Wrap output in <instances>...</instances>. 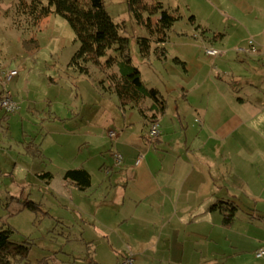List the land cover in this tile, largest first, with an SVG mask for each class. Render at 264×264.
<instances>
[{
	"label": "rangeland",
	"instance_id": "obj_1",
	"mask_svg": "<svg viewBox=\"0 0 264 264\" xmlns=\"http://www.w3.org/2000/svg\"><path fill=\"white\" fill-rule=\"evenodd\" d=\"M159 1L177 19L167 41L158 44L165 48V59L153 56V42L146 63L139 56L137 38L147 32L136 23L127 1L104 0V5L113 21L120 24V34L128 38V54L141 70L146 87L156 88L166 100L162 122L174 129L172 138H187L192 166H217L219 162L208 156L203 146L212 131L202 127V116L190 107H198L202 101L203 106L209 97L211 108L206 111L216 110L220 121L234 111L212 105L220 102L222 68L217 56L213 62L205 53L191 19L190 7L198 0ZM19 2L0 0V92L8 91L19 105L9 115L0 110V226L8 224L13 230L10 240L30 247V264L42 259L47 264H115L136 252L153 256L154 264H264V259L254 254L264 244V219L257 217L256 208L232 182L233 175L225 173L228 164L219 163V170L228 175L227 183L216 175L210 198L202 188L196 190L186 202L179 203L178 214L165 221L141 203L128 218L126 213L133 211V203L122 205L111 194L107 204L103 196H84L63 181L67 169L82 165L95 186L110 183L115 188L112 193L136 197L144 185L165 181L171 165L161 169L155 157L149 163L143 157L137 166L116 165L111 154L115 142L138 146L142 118L136 110L123 111L114 91L103 94L94 78L101 75L94 67H89L93 77H86L67 66L79 43L64 17L51 13L34 27L19 13ZM29 38L36 39V48L24 44ZM239 45L244 44L229 50L215 47L222 52L220 56L228 58ZM111 55L117 56L114 48L102 60ZM177 57L185 61L187 71L176 62ZM10 70L17 74L4 83L5 72ZM185 110L190 113L184 118L177 115ZM109 130L118 138H109ZM23 139L25 144L34 139L35 145H25V149L20 143ZM44 171L52 174L48 183L36 176ZM202 171L200 176H204ZM213 196L214 202L229 196L239 202L230 227H222L220 216L207 212ZM29 201L38 208H27ZM171 209L175 210L174 205Z\"/></svg>",
	"mask_w": 264,
	"mask_h": 264
},
{
	"label": "crops",
	"instance_id": "obj_2",
	"mask_svg": "<svg viewBox=\"0 0 264 264\" xmlns=\"http://www.w3.org/2000/svg\"><path fill=\"white\" fill-rule=\"evenodd\" d=\"M190 8L193 16L192 21L196 24L199 32L196 31V33H198V37L202 40L201 43L206 48H214L217 45L220 49L229 50L238 44H245L248 38H252L258 44L264 45V0H198ZM233 52L234 54L232 53V56L228 58L220 55L215 56L224 75L220 79V102L219 104L214 102L212 105L214 108L234 111L220 121V116L216 115V110L206 111L211 108L210 102L212 99H209V97H207L203 106H201L202 101L200 106H192L190 109H195L199 116H202V127L209 128L212 131L208 134L207 140L203 145L208 156H213L214 160L219 163L228 164L225 173L233 175L232 182L243 190L244 199L250 202L253 208H256L257 217L264 219V65L255 57ZM153 56L157 60L165 59V57L157 58L154 54ZM215 57H212L213 62L216 59ZM141 60L146 63L150 59ZM175 60L184 71H187L185 61L180 60L178 57ZM139 71L141 74L140 69ZM110 91H103V94ZM182 97L184 100L187 99L186 94L182 93ZM143 104L150 106L151 101L146 99ZM121 109L123 111L130 109L138 112L136 108H131L128 105L121 107ZM165 111L166 107L162 114L156 113L154 117H152L153 110L146 111L145 117H142L138 112L144 126L141 133L142 141L138 146L115 142V150L111 153L113 157H115V153H119L122 157V162L129 163L131 167L139 165L143 157L148 163L152 162L154 157L157 158L161 169L171 165L169 174L163 178L165 181L161 180L154 184L144 185L141 192L136 197H133L124 193H112L115 188L110 183H98L95 186L90 175V187L85 191H81L84 196H103L104 202L110 204L107 197L113 194L122 205L124 202L135 205L133 211L126 213V215L130 214L128 218H132V215H135L136 208L141 203L146 206V209L153 216L165 221V218L177 215L179 203L181 201L186 202L196 190L202 188L203 194L207 191L209 195L210 191L215 187L213 182L215 177H217L216 175H218V179L220 178L227 183L228 175L226 176L219 170V163L217 166L212 163V167L208 165L206 168L202 167L203 169L192 166L188 153L191 147L185 142L187 138H179V141L172 138L171 132H174V129L164 124V120L162 122ZM189 113L190 110H185L177 112V115L184 118L185 114ZM153 121L158 124L160 133L158 137L151 140L148 136V129ZM117 138L118 134L116 133ZM33 140L25 144L26 140L23 139L20 143L26 149L25 145H35ZM160 146L161 149L159 148ZM162 147L166 148V150H163ZM140 149L144 152L142 155L140 154ZM26 152L29 151L27 150ZM151 155L155 156L151 157ZM137 157L141 159L138 164H135ZM167 163L170 164L166 165ZM78 167L83 166L80 165ZM201 170H203L204 176H200L202 174ZM39 174L36 176L47 183L52 179V176L47 180V178L40 177ZM63 175V181L73 185L65 180ZM210 196L212 194L209 195V198ZM212 198L207 206V212L218 214L222 227H230L232 224L224 225L222 223L220 209L215 208L212 210L211 206L220 202H222L220 204L225 202L233 203L236 206L233 216L234 222L235 214L240 207L239 202H236L235 197L232 196L219 198L215 202L216 196ZM94 201H97V199H94ZM116 205V203H113V206ZM171 205H174L175 210L171 209L170 211ZM259 206L263 207L258 209ZM140 218L144 219L145 217L140 216ZM145 220L149 219L145 218ZM132 256L134 264H154L156 262L153 256L145 252H136Z\"/></svg>",
	"mask_w": 264,
	"mask_h": 264
},
{
	"label": "trees",
	"instance_id": "obj_3",
	"mask_svg": "<svg viewBox=\"0 0 264 264\" xmlns=\"http://www.w3.org/2000/svg\"><path fill=\"white\" fill-rule=\"evenodd\" d=\"M126 1L136 23L147 32L146 36L137 38L141 59L147 60L150 57L153 42L156 46L152 54L157 58L165 57V48L158 44L167 41L168 32L177 17L164 8L159 0ZM18 11L25 21H28L27 24L34 27L40 19L51 13L64 17L79 43L67 64L73 72L93 77L89 67H94L101 75L99 78L94 77L98 80L100 89L114 91L121 107L128 105L136 108L142 117L146 116L148 110H153L152 117L156 113L164 112V98L156 88H148L144 84L138 67L132 63L128 54V38L120 34L121 26L113 21L105 8L104 0H47L46 4H42L41 0H20ZM24 44H27V47L38 46L34 38L25 39ZM111 48L117 51V56H108L103 61L102 58ZM146 99L151 101L150 106L143 104ZM39 176L49 180L52 175L42 172ZM63 178L80 191L90 187V174L83 167L67 170ZM220 203L212 205L211 209L219 208L222 223L231 225L236 206L233 203ZM25 205L31 210L38 208L31 201ZM12 233L13 230L8 224L0 226V264H30V247L25 243L11 241ZM42 260L37 264H47V260Z\"/></svg>",
	"mask_w": 264,
	"mask_h": 264
},
{
	"label": "built area",
	"instance_id": "obj_4",
	"mask_svg": "<svg viewBox=\"0 0 264 264\" xmlns=\"http://www.w3.org/2000/svg\"><path fill=\"white\" fill-rule=\"evenodd\" d=\"M235 52L237 54H245L248 56L255 57L262 65H264V45L258 44L252 38H248L244 45L237 46L235 48ZM205 53L208 56L215 57L220 55L222 52L216 48L207 47L205 48ZM16 74L17 73L15 70H10L5 72L4 83H8L12 79V77ZM18 109H19L18 103L11 97L9 92L8 91L2 92V94L0 95V110L4 111L6 114H10V113H15ZM159 133L160 131L158 124L155 121L151 122L148 129L149 138L153 140L156 137H158ZM108 136L110 138H115L116 132L113 130H109ZM114 155H115L116 164H120L122 162L121 155L119 153H115ZM140 159H141L140 157H137L135 159V164H138L140 162ZM254 254L256 258L264 259V244L259 249H257ZM115 264H134V258L132 254H129L123 257Z\"/></svg>",
	"mask_w": 264,
	"mask_h": 264
}]
</instances>
